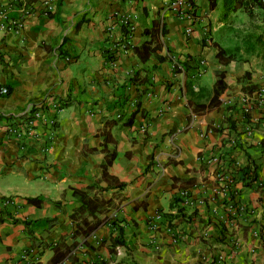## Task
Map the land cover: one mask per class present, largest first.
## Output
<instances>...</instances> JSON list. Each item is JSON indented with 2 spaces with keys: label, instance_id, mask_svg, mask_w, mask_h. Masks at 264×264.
<instances>
[{
  "label": "crops",
  "instance_id": "0c3cea01",
  "mask_svg": "<svg viewBox=\"0 0 264 264\" xmlns=\"http://www.w3.org/2000/svg\"><path fill=\"white\" fill-rule=\"evenodd\" d=\"M171 1L0 0V264H52L66 252L58 264H264V101L253 93L245 114L240 86L230 90L251 72L264 87V62L222 66L207 1L193 0L191 21ZM53 101L64 104L48 115L55 124L37 122L21 149L7 123ZM248 161L257 183L227 181ZM75 192L103 199L109 219L76 245L87 214L75 216Z\"/></svg>",
  "mask_w": 264,
  "mask_h": 264
},
{
  "label": "trees",
  "instance_id": "16d2710c",
  "mask_svg": "<svg viewBox=\"0 0 264 264\" xmlns=\"http://www.w3.org/2000/svg\"><path fill=\"white\" fill-rule=\"evenodd\" d=\"M189 7L190 10L188 12L192 13V16L194 17L196 15L197 8L195 5L197 4L193 0H189ZM208 5V10L212 12V14L215 16V21L217 25H220V29L218 32L223 31H230L234 32L235 34V40L236 42L229 47H222L215 38H213V46L217 49V55L216 59L219 61V63L222 66H227L231 62H239V61H245L248 57H251L253 55H256V57L264 62V32L260 34H252L247 33L245 35H239L234 31V29H231V23L229 22L231 15H236L238 13H243L249 15L251 17V10L252 9H259L263 13V21H264V0H206ZM130 26V23H125L123 28V37L124 41L120 44L124 49L129 48L128 40L130 39V33L131 31L128 30ZM157 24H153V28L151 29V37L152 39L157 38L156 35H159V32L156 29ZM216 35V34H215ZM150 44V43H148ZM143 50L145 52V56L142 58L145 60L149 57V47L143 46ZM115 53H112L108 56L109 60H113V56ZM225 84H224V73L221 72L219 74L218 80L215 85L214 90V97L211 100V106L217 105V97L219 94H221L225 90ZM65 105H67L65 103ZM135 113H132L131 115H134ZM127 124H130L128 122ZM114 158V155H111L110 157H105V162L102 165L103 169V179L108 180L109 177L106 174V168L111 164L112 160ZM231 162V161H230ZM235 177H237V180L242 182L245 187L252 186L253 183L258 182V168L257 166L252 162L248 161V163L244 167H239L236 172L229 171L227 181H232ZM119 188H122L123 185L117 184L116 185ZM75 195L80 197L81 200V207L77 210L75 213V216L80 214L84 215L87 214L86 218L82 219L81 223L82 226L77 229V232L74 235L75 238V244L78 242L76 238L78 236H83V238H87L90 235H92L97 228L102 225L103 223L109 221L108 217L106 216V202L103 199H90L85 195V193L81 192H75ZM176 201V200H175ZM27 202L29 204H32L34 206H38L39 201L37 199H28ZM102 216V217H101ZM163 218V216L161 217ZM120 234H122V231H120ZM118 245H122V242H118ZM69 252L62 253L58 256V253H55V256L53 258L52 264H58L61 261L65 260Z\"/></svg>",
  "mask_w": 264,
  "mask_h": 264
},
{
  "label": "built area",
  "instance_id": "2783aa9c",
  "mask_svg": "<svg viewBox=\"0 0 264 264\" xmlns=\"http://www.w3.org/2000/svg\"><path fill=\"white\" fill-rule=\"evenodd\" d=\"M264 2V1H263ZM44 9L43 14L48 15L53 10V5L50 2H44L43 3ZM168 9L176 14L177 17L186 19V20H193V16L191 12H188L190 10L189 4H187L186 0H172L169 5ZM23 14H26V11H22ZM127 23V22H126ZM8 24H10L11 29H15L20 26V20L18 19H10L8 21ZM122 50H125L122 47ZM0 95L1 96H7L8 95V89L5 87L0 88ZM257 102L264 101V87H261L258 91V94L256 96ZM254 100V101H255ZM243 111L244 113H249L251 108L253 107V101L252 97L246 98L243 100ZM64 109L63 102L60 101H53L49 103V109L48 111L43 110L40 106H37L35 108H28L23 115L19 119H14L13 121H10L7 123L5 127L6 134L12 137H15L19 144L21 145V149L28 146L29 141L32 139H36L37 133H36V123L39 122L44 125H49L52 127L55 122L53 118L48 117L49 114L55 115L59 113L61 110ZM155 221L160 220L159 216H156ZM151 227L153 229L156 228V224L151 223ZM214 264H226L224 262V259L222 257H218Z\"/></svg>",
  "mask_w": 264,
  "mask_h": 264
},
{
  "label": "rangeland",
  "instance_id": "374dc122",
  "mask_svg": "<svg viewBox=\"0 0 264 264\" xmlns=\"http://www.w3.org/2000/svg\"><path fill=\"white\" fill-rule=\"evenodd\" d=\"M186 2H187V4L190 3L189 0H186ZM197 3H199V0H197ZM229 22L231 23V26H230L231 29H234V31L236 33H238L239 35H245L247 33L260 34V33L264 32L263 13L259 9H252L251 10V17H249V15L243 14V13L231 15ZM215 34L216 35H214V38L224 48L232 46L236 42L234 32H230V31L226 30L223 32L217 31V32H215ZM255 75H256V73L251 72V73H246L245 75H243L239 79L233 78L232 82L235 83V87H232L230 90L234 91L235 90L234 88H237L240 86V90H239L238 94L235 96H237L238 98H242L244 100L246 98H250L253 93H256V95H257L258 91L261 87V84L257 83V81H259V80H258L257 76L255 77ZM260 75H262V76L264 75V67L261 69ZM253 78H255V79L253 80ZM253 81H256V83ZM242 105H244V104L242 103ZM243 109L244 108L242 106V108H241L242 113H244Z\"/></svg>",
  "mask_w": 264,
  "mask_h": 264
}]
</instances>
